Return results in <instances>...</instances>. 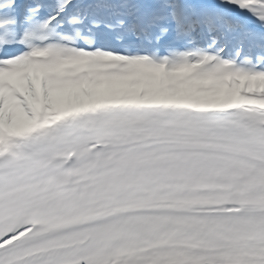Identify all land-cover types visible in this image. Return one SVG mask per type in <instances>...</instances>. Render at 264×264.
Here are the masks:
<instances>
[{
	"label": "snow or ice",
	"instance_id": "obj_1",
	"mask_svg": "<svg viewBox=\"0 0 264 264\" xmlns=\"http://www.w3.org/2000/svg\"><path fill=\"white\" fill-rule=\"evenodd\" d=\"M0 264H264V0H0Z\"/></svg>",
	"mask_w": 264,
	"mask_h": 264
}]
</instances>
